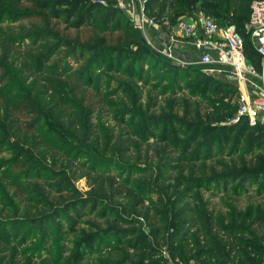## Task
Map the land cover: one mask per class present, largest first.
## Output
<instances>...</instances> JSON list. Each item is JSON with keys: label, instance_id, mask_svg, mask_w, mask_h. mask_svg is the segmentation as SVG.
<instances>
[{"label": "trees", "instance_id": "1", "mask_svg": "<svg viewBox=\"0 0 264 264\" xmlns=\"http://www.w3.org/2000/svg\"><path fill=\"white\" fill-rule=\"evenodd\" d=\"M253 1L144 6L168 33L197 10L234 25L260 71ZM239 99L154 52L120 0H0V183L32 206L0 214V264H263L264 124Z\"/></svg>", "mask_w": 264, "mask_h": 264}, {"label": "built area", "instance_id": "2", "mask_svg": "<svg viewBox=\"0 0 264 264\" xmlns=\"http://www.w3.org/2000/svg\"><path fill=\"white\" fill-rule=\"evenodd\" d=\"M141 17L147 23L154 24L146 17L145 12ZM245 28L250 34L257 53L261 56L260 71H257L246 58L244 39L234 25L221 26L216 20L206 15L181 18L172 37L191 39V44L197 49L214 48L218 53L217 57L208 51L203 52L199 63L209 74L224 76L239 87L240 106L237 118L246 116L253 124L258 121L264 124V0L252 2L251 15ZM256 77L259 78L258 82ZM251 85L254 88L250 90Z\"/></svg>", "mask_w": 264, "mask_h": 264}, {"label": "rangeland", "instance_id": "3", "mask_svg": "<svg viewBox=\"0 0 264 264\" xmlns=\"http://www.w3.org/2000/svg\"><path fill=\"white\" fill-rule=\"evenodd\" d=\"M201 14L205 15L199 10H197L193 13V17L202 16ZM133 17H134V13H133ZM61 27H64V26L62 25ZM137 27L140 28L141 35L145 38L146 42L151 47V49L154 52L159 53L162 57H165L166 59H168L173 64H176V65L184 64L185 66L191 65V66L202 67L199 62L197 64L196 62H192V59L189 58L192 56L193 50L196 49V47L191 44V39H187V38L185 39V38L176 36L174 40H168V38L165 35L166 31L159 24H155V27H157L155 36L153 35L154 30L152 28L150 30L148 28H144L145 26L143 27V25L137 26ZM71 32L72 34H75V31H71ZM182 40L183 41L186 40L191 45V47L189 48L186 45H184ZM162 53H166L168 56ZM211 66H215V65H211ZM203 68L204 67H202V70L209 74V72L204 70L206 68L204 69ZM258 81H259V78L256 77V82ZM243 87L244 86L242 85V88ZM76 185L82 191H86L90 188V184L88 183V180L86 179V177H79L78 179H76ZM29 195L30 194H28L27 192L17 189L13 186H10V185L8 186L5 183H0V214L2 213L5 216H7L11 212H15L16 210H21V212L26 211L27 209L32 207L31 202L28 200ZM209 195L210 194L208 193L206 196L208 197ZM211 199H212V206L215 207L216 210H219V211L222 210L224 212L226 211V207H227L226 202L230 201V198L227 195L219 194L217 196H213ZM253 200L258 202L260 201V198L257 196H254V194L251 191L248 195H244L233 202L236 203V205L239 208L246 209L247 205ZM146 232L148 233L147 229H146ZM72 251L73 250L70 249L69 253H71ZM189 264H195V263L191 262Z\"/></svg>", "mask_w": 264, "mask_h": 264}, {"label": "crops", "instance_id": "4", "mask_svg": "<svg viewBox=\"0 0 264 264\" xmlns=\"http://www.w3.org/2000/svg\"><path fill=\"white\" fill-rule=\"evenodd\" d=\"M144 4H145V0H120V5H121L122 9L135 22V24L137 25L138 23H140L143 25V27L145 26L144 28H148L150 30L152 28L154 30L153 35L155 36V33L157 31L156 30L157 27H155V24H149L144 19H142V17H141L142 13L145 12ZM133 13H134V17H133ZM157 33H159V32H157ZM172 33L165 32V35L168 38V40H174L176 38V37H172ZM182 42L187 47H189V48L191 47V45L186 40H184V41L182 40ZM207 51L210 52L214 57H217L218 53L216 52V50L214 48L206 47V48L194 49L192 52V56L189 58L192 59V62H196L198 64V62L200 61V57H201L202 53L207 52ZM162 54H165L166 56H168L166 53H162ZM220 77L227 80V78L224 76H220ZM252 88H254L252 85L249 86L250 90Z\"/></svg>", "mask_w": 264, "mask_h": 264}, {"label": "water", "instance_id": "5", "mask_svg": "<svg viewBox=\"0 0 264 264\" xmlns=\"http://www.w3.org/2000/svg\"><path fill=\"white\" fill-rule=\"evenodd\" d=\"M142 24L138 23L137 26H141ZM179 66L183 67L185 66L184 64H179Z\"/></svg>", "mask_w": 264, "mask_h": 264}]
</instances>
